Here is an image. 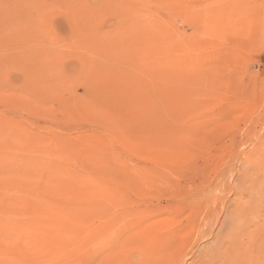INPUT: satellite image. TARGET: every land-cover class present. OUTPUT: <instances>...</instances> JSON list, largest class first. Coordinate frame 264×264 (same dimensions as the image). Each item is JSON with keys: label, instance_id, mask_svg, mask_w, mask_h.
I'll return each instance as SVG.
<instances>
[{"label": "rangeland", "instance_id": "1", "mask_svg": "<svg viewBox=\"0 0 264 264\" xmlns=\"http://www.w3.org/2000/svg\"><path fill=\"white\" fill-rule=\"evenodd\" d=\"M264 0H0V264H264Z\"/></svg>", "mask_w": 264, "mask_h": 264}, {"label": "crops", "instance_id": "2", "mask_svg": "<svg viewBox=\"0 0 264 264\" xmlns=\"http://www.w3.org/2000/svg\"><path fill=\"white\" fill-rule=\"evenodd\" d=\"M263 57H264V49H263Z\"/></svg>", "mask_w": 264, "mask_h": 264}]
</instances>
